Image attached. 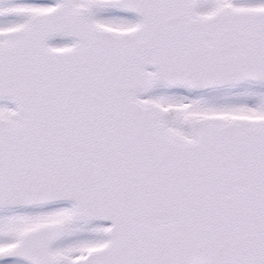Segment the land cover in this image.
Listing matches in <instances>:
<instances>
[{
    "label": "snow or ice",
    "instance_id": "snow-or-ice-1",
    "mask_svg": "<svg viewBox=\"0 0 264 264\" xmlns=\"http://www.w3.org/2000/svg\"><path fill=\"white\" fill-rule=\"evenodd\" d=\"M0 264H264V0H0Z\"/></svg>",
    "mask_w": 264,
    "mask_h": 264
}]
</instances>
